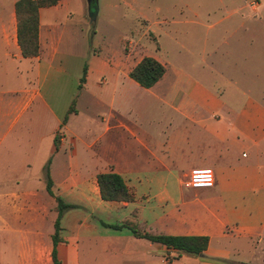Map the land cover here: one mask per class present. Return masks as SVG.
Here are the masks:
<instances>
[{"label":"crops","instance_id":"1","mask_svg":"<svg viewBox=\"0 0 264 264\" xmlns=\"http://www.w3.org/2000/svg\"><path fill=\"white\" fill-rule=\"evenodd\" d=\"M17 1L0 0V264H53L56 198L72 206L55 236L59 264L264 261V0L256 9L220 1L231 13L211 29L226 23L194 36L191 70L176 68L162 96L166 64L146 56L165 73L141 88L129 74L142 58L126 41L92 45L80 0L39 9V54L23 58ZM194 169L212 170L213 182L186 188ZM110 171L132 201L101 199L97 176ZM127 225L206 237L207 259Z\"/></svg>","mask_w":264,"mask_h":264},{"label":"rangeland","instance_id":"2","mask_svg":"<svg viewBox=\"0 0 264 264\" xmlns=\"http://www.w3.org/2000/svg\"><path fill=\"white\" fill-rule=\"evenodd\" d=\"M80 1L84 6L83 17L88 19L86 39L92 45L108 43L122 50L121 41H126L125 51L135 61L154 54L166 64V79L154 90L159 96L166 94L168 82L176 68L191 70L195 50H199L194 36L219 30L226 22L211 28L216 21L231 13V10L220 5V1L229 3L230 0ZM244 1L257 0H232L233 4L241 6ZM262 248L264 242L257 245V253ZM251 264H264V261L257 255Z\"/></svg>","mask_w":264,"mask_h":264},{"label":"trees","instance_id":"3","mask_svg":"<svg viewBox=\"0 0 264 264\" xmlns=\"http://www.w3.org/2000/svg\"><path fill=\"white\" fill-rule=\"evenodd\" d=\"M60 0H18L15 3V16L17 21V41L20 48L21 56L25 59H32L39 54L38 44V27L39 18L38 12L41 8H49L55 6ZM86 73V67L83 69V75ZM165 73L164 67L151 57H144L131 70L129 77L143 89H150L156 85ZM84 81V76L81 82ZM73 112V107L70 108L69 114ZM67 117L63 119V125L66 123ZM46 172V189L50 195L52 183L48 176V165L45 168ZM97 184L100 191V196L103 201L110 202H130L133 200L132 195L126 188L122 178L113 173H102L97 176ZM56 210L58 217L54 224L55 236L59 230L60 219L64 211L72 208V206L64 204L61 199L56 198ZM133 236L142 238L149 242L160 244L169 250H174L178 256L186 255L196 258L207 257L204 252L207 249L208 238L206 237H182V236H165V235H149L141 234L133 225L126 226ZM118 229V227H114ZM53 236L54 248L52 251L53 264H59L56 259L55 246L57 244L56 237ZM211 261H215L210 259ZM217 261V260H216ZM221 262V261H219Z\"/></svg>","mask_w":264,"mask_h":264},{"label":"built area","instance_id":"4","mask_svg":"<svg viewBox=\"0 0 264 264\" xmlns=\"http://www.w3.org/2000/svg\"><path fill=\"white\" fill-rule=\"evenodd\" d=\"M251 9H256L257 1L248 2ZM213 182V172L210 169L191 170L188 179L185 181L186 188H198L209 186Z\"/></svg>","mask_w":264,"mask_h":264}]
</instances>
